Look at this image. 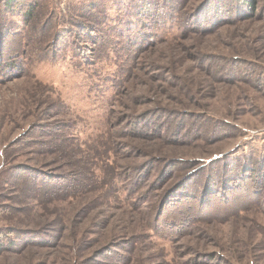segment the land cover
<instances>
[{
	"label": "rangeland",
	"instance_id": "obj_1",
	"mask_svg": "<svg viewBox=\"0 0 264 264\" xmlns=\"http://www.w3.org/2000/svg\"><path fill=\"white\" fill-rule=\"evenodd\" d=\"M6 2L0 264H264V0Z\"/></svg>",
	"mask_w": 264,
	"mask_h": 264
},
{
	"label": "trees",
	"instance_id": "obj_2",
	"mask_svg": "<svg viewBox=\"0 0 264 264\" xmlns=\"http://www.w3.org/2000/svg\"><path fill=\"white\" fill-rule=\"evenodd\" d=\"M13 1H21V0H7L6 4L10 5L11 8H15L13 7L11 4L13 3ZM25 1V0H22ZM27 1H31V0H27ZM31 4V3H30ZM252 4V8H254V2L251 3ZM248 6L251 7V5L248 4ZM19 7V5H17V8ZM32 10V6L28 5L27 6V11L24 12L25 17L31 16V11ZM8 35V37L16 39L18 37L19 34L15 35V34H6ZM21 37L20 41H18V49L15 48L17 41L16 40H12L9 41L10 44V51L8 50L9 48H7V45L4 44V47L2 45V43H0V80L3 82L5 80H8L12 75L15 76L17 70H19L20 72L22 71V73L24 72V64L22 63V59L23 56L25 55V48H24V38ZM18 39V38H17ZM3 40H0V42ZM15 46V47H14ZM19 63V64H18ZM20 67V69H19ZM20 74V73H19ZM247 170V169H246ZM41 212V209L40 211ZM4 214H8L7 217H11L14 213L10 212L9 207H6L5 210H0V219L1 216ZM34 227L36 225H33ZM14 233L17 232V230L13 231ZM30 241H25L24 243H27ZM42 243V242H41ZM11 251L14 252L15 254H17V252L13 251L12 248L5 247L0 243V257L2 255H4V253Z\"/></svg>",
	"mask_w": 264,
	"mask_h": 264
}]
</instances>
